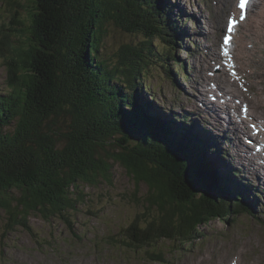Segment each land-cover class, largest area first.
<instances>
[{
    "label": "trees",
    "instance_id": "16d2710c",
    "mask_svg": "<svg viewBox=\"0 0 264 264\" xmlns=\"http://www.w3.org/2000/svg\"><path fill=\"white\" fill-rule=\"evenodd\" d=\"M21 1L24 4L11 9L16 26L10 31L22 27L26 41L6 61L8 89L0 94V209L8 213L12 228L18 222L27 225L24 220L37 208L71 225L69 214L63 218L60 212L83 199L79 183L107 180L114 163L135 184L148 187L144 198L148 214L136 217L122 232L131 246H153L162 238L192 243L227 204L234 217L251 214L225 175L209 173L213 165L196 135L184 134L180 121L174 126L170 117L156 115L159 108L139 86L144 64L165 58L178 63L175 48L169 49L175 44L167 38L176 29L166 19L174 4ZM20 9L28 14L27 26ZM109 23L143 38L124 44L116 53L115 66L100 58ZM4 25L0 23V28ZM0 36L3 46L6 34L1 30ZM163 36L165 43L160 45L155 39ZM181 64L177 69L187 76ZM143 87L150 90L145 82ZM112 138H117L120 150L109 153L106 144ZM14 191L20 193L19 199ZM76 191L81 194L74 195ZM227 197H232L230 203ZM151 259L164 261L162 254Z\"/></svg>",
    "mask_w": 264,
    "mask_h": 264
},
{
    "label": "rangeland",
    "instance_id": "374dc122",
    "mask_svg": "<svg viewBox=\"0 0 264 264\" xmlns=\"http://www.w3.org/2000/svg\"><path fill=\"white\" fill-rule=\"evenodd\" d=\"M169 1L174 6L166 19L173 23V28H176L173 29L174 33L180 32L179 29L185 32L181 35L182 39H179L178 35L174 36L171 31H169L171 36L167 33V37L175 44L170 45L169 49L172 52L175 48L174 56L178 63H174L171 58L161 61L156 59L150 65L143 63L142 77H139L142 80L139 86L142 87L147 100L161 107L164 116L170 115L171 118L172 115L174 116L172 119L176 121L183 119V124H180L182 131L190 135L188 133H191V130L186 125L187 120L199 121L203 114L213 121L206 106L203 105L202 109L199 105L197 106V101L202 94H198V98L195 96L197 92L195 87L198 84L196 80L201 78L200 84L206 82L207 71L212 70L214 66L215 72L223 69L219 62L211 61L210 54L213 52L211 48H215L217 52L218 44L220 41L223 43L222 32H213L211 24L219 23L222 31L224 18L222 20H220L221 17L215 18V11L222 6H230L231 1L236 0ZM21 4H24V1L11 0L7 3L0 0V23H5L0 31L6 34L5 44L0 46V94L6 93L8 89L6 61L9 57H13V49L23 46L26 41L22 27L18 26L19 31H10V28L16 26L14 18H11L13 14L11 9L15 11V8L20 7ZM194 5L198 6V9L194 8ZM201 7H204L203 12L200 11ZM242 11L240 9V14ZM243 15L242 25L236 26L238 32L232 33V42L228 48V55H231L232 59L230 63H233L237 69L236 80L233 77L231 80L236 81L239 87L235 86L236 91L233 94L229 91L232 90L231 84L227 86L225 82H222L220 87L226 89L223 92L224 96L228 94L240 100L241 105L248 106V111L252 114L251 118L256 117L255 122L263 123V131L256 133L254 140L255 137H260L258 142H263L264 145V0H254L248 9L243 11ZM19 16L27 26L28 14L24 9H20ZM203 17L209 19L208 24H205ZM106 30L100 58L106 60L107 66H115L118 63L116 53H119L124 44H134L143 39L141 35L128 33L111 23L107 24ZM155 40H158L160 45L165 43L164 36L162 40ZM204 44L211 45L210 49L206 48L204 51ZM226 61L227 58L223 59V63L226 64ZM181 63L184 64L183 73H187L188 76H182V69H177L180 68ZM218 74L223 76L222 71ZM144 82L149 84L150 90L143 87ZM152 93L154 97L150 96ZM230 102L233 104L232 98ZM231 106L233 108V105ZM251 108L255 113H252ZM233 115L232 112V118L235 119ZM173 123L175 126V122ZM226 124L229 130L227 142L224 140L215 146L219 152L218 157L207 155L202 146L201 148L208 159L217 162L209 168V173L213 174L222 168L220 175L226 176L228 186H232L233 191L237 193L236 196L240 195L238 197L242 198L241 202L250 209L251 214L234 217L229 212L230 207L227 204L222 211H216L213 214L214 223L202 227L200 229L202 234L192 243L182 245L180 242L162 238L153 246H131L122 232L136 217L142 213L148 214L144 204L148 187L143 183L135 184L132 176L118 163H114L108 181L100 178L94 185L86 182L79 183L83 199L60 212L63 218L69 214L71 225H68L59 215L43 213L40 208H37L24 220L23 223L27 225L18 222L12 228L8 213L0 209V264H264V188L262 187L264 178H258L259 180L254 182L255 177L251 172L244 170V166H240L237 151L232 148L234 144L231 139L232 133L229 124ZM237 124L239 125V123H233V130L236 131L238 128L243 134L248 135L245 124L240 128ZM126 125L130 126V124ZM193 129L195 134H192L199 138L195 126ZM243 136L245 137V134ZM127 137L130 136L127 135ZM116 139L107 140L106 150L109 153L120 150L118 147L120 143ZM132 139L136 140L133 136ZM255 142L257 141L253 144H256ZM245 147L247 146L241 148ZM255 151L254 155L258 153L256 149ZM246 155L255 159L248 152ZM228 158L232 169L237 170L238 175H235L232 169L224 170L221 163ZM241 162L242 165H247V169L251 166L249 161L241 160ZM256 173L261 177L264 176V172L260 169H256ZM178 178L174 176L177 183ZM255 191L262 194H256ZM81 192L76 191L74 195ZM134 193L139 204L135 202ZM210 193H213L211 189ZM227 194H230L229 190ZM14 195L18 199L21 196L18 191H14ZM206 195L209 193L207 192ZM225 200L230 203L232 197H227ZM17 202L18 200L13 201V205ZM158 254H162L164 261L151 259Z\"/></svg>",
    "mask_w": 264,
    "mask_h": 264
},
{
    "label": "bare ground",
    "instance_id": "6f19581e",
    "mask_svg": "<svg viewBox=\"0 0 264 264\" xmlns=\"http://www.w3.org/2000/svg\"><path fill=\"white\" fill-rule=\"evenodd\" d=\"M253 1L254 0H247V4L245 6L246 7H247V5L249 6ZM194 8L198 9V6H195L194 5ZM202 10H204V7H201L200 8V11H202ZM193 13H190V14L192 15ZM232 16H233L232 9L230 8L229 5L222 6L218 10L215 11V18L221 17L220 20H222V18H224V24H223L224 25V28L223 29H226L227 28V24H228L229 18H231ZM203 18H204V22H206L205 24H208L209 23V19L208 18H205V17H203ZM211 27L213 28V32L214 31H220V32H222L221 29H220V27H222V26L219 23H213V24H211ZM209 28H210V26H209ZM178 31H180V32L174 33V36L175 35H178V37L180 39L182 37L181 35H184L185 32L183 33L181 31V29H179ZM212 37H213V35H212ZM221 39H222V37H221ZM207 41L210 42L209 39H207ZM177 43H179L178 40H177ZM210 46H207V44H204L203 45L204 51H206V48H209L210 49ZM211 51H213L210 54L211 55V58H212L211 60L214 63L215 62H219L218 64H220V58L218 59V57H221V55H220V53L218 54V49H217V52H216L215 51V48L213 49V47H212L211 48ZM200 68H202V67H200ZM220 71H222V75L223 76H220V74H218ZM197 72L199 73L198 68H197ZM219 72H217V74H215V76L221 82H225L226 84L227 83H231L232 90L230 89L229 91H230L231 94H233L236 91L235 90L236 89L235 86L236 87H239L238 84H236V81H234V80L232 81L231 80L232 76L229 75L230 74L229 72H227V71L224 70V67H223L222 70H219ZM200 79L201 78H199L198 80H196V83L199 84ZM213 82L216 83L217 80H215ZM227 86H229V84H227ZM227 88H230V87H227ZM218 93L222 97H225L226 98L225 99V102L229 103V105H233V108H232V106H228V104H226V106L224 107L225 108L224 111H221L222 108H217L216 105H215V103L212 101V99H208V106H206V109H207V111H210V114L209 115H211V117L213 118V121L210 118H208L207 116H204L203 114H201L200 112H198L199 114H201L200 120L199 121L187 120L186 125H187V127L190 128L191 133H193V134H195V131L193 129V126H195V130L197 131L199 138L202 140V148L205 150V153L207 155L211 156V157H214V156L218 157L219 156V152H218V150H216L215 146H216V144H221V141H224L225 140L227 142V134L229 133V130L226 127V125H227L226 123H228L229 124V128H230L231 133H232L231 134V139H232V142L234 143L232 148H234V150L237 151V154H238L237 159L240 161V166H242V164H243L241 162V160L243 162L249 161L250 164H251V166L248 168V170L255 177L256 180L254 179V182H256V181L259 180L258 178H260V179L261 178H264L263 175L261 177L259 174L256 173V169H260V170H262L264 172V167L263 168L261 167V163L264 166V154L262 153V152H264V145H263V142H258V140L260 139V137H255V140H254V136L256 135V133L263 131L262 130L263 129V125H262L263 123H260L259 121L258 122H255L254 120H256L255 119L256 117L255 118H251V115L252 114L249 113V111H248L249 107L247 106L248 107L247 108L246 106L241 105L240 100H238V99H236V98H234V97H232V96H230L228 94L226 96H224L225 94L223 95V91H220L219 89H218ZM206 94L208 95V92ZM151 95L152 94H150V96ZM151 97H153V96H151ZM200 97H201V95H200ZM231 98L234 101L233 104L230 102L231 101ZM202 102H203V99L200 98V100L197 102V106L200 105V104H202ZM250 110L252 111V113H255L254 109L251 108ZM160 111H161V113H163L161 109H160ZM231 111L232 112L234 111L236 113L235 114L233 112L234 113L233 116L236 117L235 119L232 118V112ZM167 117L169 118L170 115L167 116ZM171 118H174V116L171 115ZM181 122H184V120L182 119ZM232 122L233 123H239V125L237 124V127L239 126V128L242 125L245 124L244 125L245 126V131L248 133V135H246V133H244L245 134V137H244L243 136L244 134H243L242 130H240V129L238 130V128H237L236 131H234L233 130L234 128H233V123ZM217 124H219V125H217ZM204 126H206V127H204ZM252 141L253 142L254 141H257V142H255L256 144H253ZM248 142H251V143L250 144H247ZM252 144H253V147H257L256 150L258 151V153L256 155H254V153L256 151H253L251 149V147H250V145H252ZM245 145L247 147L241 148V147H243ZM228 150H230V148ZM247 152L250 153V156L251 157L254 156V158L255 159H258V160H255L253 158H249L246 155ZM223 163H221V164L224 166V170L227 169V170L231 171L232 164H231L230 159L229 158L226 159ZM220 172H221V170H216L215 172H213V174H218L219 175ZM262 187L264 188V186H262ZM257 193H261V192H257Z\"/></svg>",
    "mask_w": 264,
    "mask_h": 264
},
{
    "label": "snow or ice",
    "instance_id": "6c2138e0",
    "mask_svg": "<svg viewBox=\"0 0 264 264\" xmlns=\"http://www.w3.org/2000/svg\"><path fill=\"white\" fill-rule=\"evenodd\" d=\"M246 4H247V0H239L238 7H239L241 10H243ZM241 19H244L243 11L241 12ZM233 24H234V21H232L231 18H229V21H228V31H229V32L232 31ZM229 39H230V37H228L227 35L224 37V44H225V45L228 44ZM226 54H227V53L225 52V55H226Z\"/></svg>",
    "mask_w": 264,
    "mask_h": 264
},
{
    "label": "water",
    "instance_id": "95a60500",
    "mask_svg": "<svg viewBox=\"0 0 264 264\" xmlns=\"http://www.w3.org/2000/svg\"><path fill=\"white\" fill-rule=\"evenodd\" d=\"M120 165V164H119ZM121 166V165H120Z\"/></svg>",
    "mask_w": 264,
    "mask_h": 264
}]
</instances>
